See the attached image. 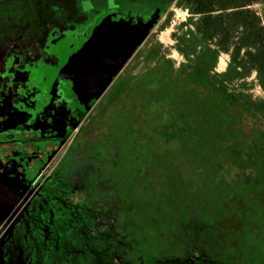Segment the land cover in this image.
<instances>
[{
  "label": "trees",
  "instance_id": "obj_1",
  "mask_svg": "<svg viewBox=\"0 0 264 264\" xmlns=\"http://www.w3.org/2000/svg\"><path fill=\"white\" fill-rule=\"evenodd\" d=\"M135 1L150 10L152 24L172 6L188 12L172 34L171 49L181 61L176 66L153 43L135 55L143 71L124 74L109 91L92 163L102 173L100 194L113 202L114 224L92 239L98 246L93 262L86 255L59 264H112L113 255L124 257L131 248L169 249L182 231L194 243L206 231L220 246L224 221L243 217L241 203L264 193V132L248 135L242 122H264V96L251 93L255 87L264 93V26L250 8L264 0ZM221 54L228 61L217 72ZM84 233L77 234L87 252ZM243 250L264 259V250ZM195 259L164 263L236 264Z\"/></svg>",
  "mask_w": 264,
  "mask_h": 264
},
{
  "label": "flooded vegetation",
  "instance_id": "obj_2",
  "mask_svg": "<svg viewBox=\"0 0 264 264\" xmlns=\"http://www.w3.org/2000/svg\"><path fill=\"white\" fill-rule=\"evenodd\" d=\"M148 12L140 15L135 0H0V264L95 259L92 239L112 229L116 214L100 194L92 150L100 107L121 71L91 103L94 82L133 38L121 37V47L114 33L92 29L103 17L111 26L149 25ZM132 252L139 264L145 253L135 248L112 264H129Z\"/></svg>",
  "mask_w": 264,
  "mask_h": 264
},
{
  "label": "rangeland",
  "instance_id": "obj_3",
  "mask_svg": "<svg viewBox=\"0 0 264 264\" xmlns=\"http://www.w3.org/2000/svg\"><path fill=\"white\" fill-rule=\"evenodd\" d=\"M53 5L55 4L53 3ZM65 5L67 6L68 4L66 3ZM127 6L129 7L130 5ZM250 8L260 16L264 26V3H254ZM148 11L147 8L138 4V12L140 15H147L149 13ZM187 17V11L175 8L174 6L170 7L166 14L158 18L155 23H149L151 26L149 27L148 35L136 52L144 51L147 46L153 43L160 44L161 51L164 52L167 58L172 59L177 66L181 58L171 49V46L174 44L172 34L181 23L185 22ZM163 38H166V40H163ZM227 61L228 55L221 54L218 58L216 71L223 72L227 65ZM143 69V60L137 59L135 56L129 61L127 66L123 67L119 75L121 78L126 73L138 74L143 71ZM252 78L253 75L249 80ZM251 93L254 98L264 96V93L257 87H255ZM242 122L244 124V131H246L248 135L254 131V129L264 132V122L259 119L244 118ZM70 141L71 138L60 148L58 156L53 160V163L62 155ZM255 199L250 203L248 200L241 203L238 213H243V217L236 218L234 214L221 225L222 227H220L218 232L219 238H217L221 243L220 246L215 243L213 237L210 238L211 236H208L210 233L206 231L203 232L204 236L206 238L209 237V239H206L202 231H200V241L197 243L191 241L186 231H182L179 234L178 240L169 249L160 246L148 247L144 251L145 254L143 256L145 264H163L168 259L183 260L186 258H196L195 260H197L200 255L210 258L214 257V259L222 257L236 264H242L244 262V260L242 262L243 258H248L249 262L253 264H264V259H260L258 254L249 253L245 255L248 250H243L244 246H248V249L249 247H257V249L260 250L258 252L261 253H263L264 250V193ZM138 258L136 252H132L129 264H137ZM207 264L209 263L207 262Z\"/></svg>",
  "mask_w": 264,
  "mask_h": 264
},
{
  "label": "water",
  "instance_id": "obj_4",
  "mask_svg": "<svg viewBox=\"0 0 264 264\" xmlns=\"http://www.w3.org/2000/svg\"><path fill=\"white\" fill-rule=\"evenodd\" d=\"M125 22L127 23L128 21L117 22L116 25L111 26L108 19L103 17L92 29V32L94 31L93 34H97L102 31H110L117 35V38L130 35V38H133V41L130 42L129 45L124 46V50L122 52L117 53V50L116 54L114 53L111 56L110 64L104 68V70L100 73L101 75L97 73V79L94 82L95 86L93 88L94 93L92 95L91 103L94 102L105 91L114 77L122 70L125 63L131 57L132 53L142 45L148 35L149 27L151 26V24L145 25L142 22H137L135 25H130V23L126 24ZM122 28L128 30L121 32ZM120 42L122 47L124 45L122 38ZM108 47H111V45L108 44ZM113 51H115V48Z\"/></svg>",
  "mask_w": 264,
  "mask_h": 264
},
{
  "label": "snow or ice",
  "instance_id": "obj_5",
  "mask_svg": "<svg viewBox=\"0 0 264 264\" xmlns=\"http://www.w3.org/2000/svg\"><path fill=\"white\" fill-rule=\"evenodd\" d=\"M2 70H3L2 67H0V72H2Z\"/></svg>",
  "mask_w": 264,
  "mask_h": 264
},
{
  "label": "bare ground",
  "instance_id": "obj_6",
  "mask_svg": "<svg viewBox=\"0 0 264 264\" xmlns=\"http://www.w3.org/2000/svg\"><path fill=\"white\" fill-rule=\"evenodd\" d=\"M163 40H166V38H163Z\"/></svg>",
  "mask_w": 264,
  "mask_h": 264
},
{
  "label": "built area",
  "instance_id": "obj_7",
  "mask_svg": "<svg viewBox=\"0 0 264 264\" xmlns=\"http://www.w3.org/2000/svg\"><path fill=\"white\" fill-rule=\"evenodd\" d=\"M184 14H186L185 12H183Z\"/></svg>",
  "mask_w": 264,
  "mask_h": 264
}]
</instances>
